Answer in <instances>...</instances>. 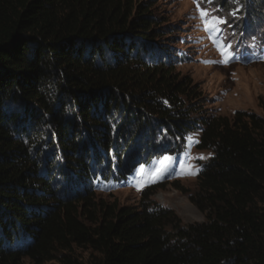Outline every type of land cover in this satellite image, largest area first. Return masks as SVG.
Wrapping results in <instances>:
<instances>
[{"label":"trees","instance_id":"1","mask_svg":"<svg viewBox=\"0 0 264 264\" xmlns=\"http://www.w3.org/2000/svg\"><path fill=\"white\" fill-rule=\"evenodd\" d=\"M152 8L0 0V264H84L78 249L96 264H264V118L190 120L191 80L144 58L163 37ZM153 125L176 140L201 129L213 156L190 200L205 222L153 205L157 186L138 207L97 201L93 168Z\"/></svg>","mask_w":264,"mask_h":264},{"label":"rangeland","instance_id":"2","mask_svg":"<svg viewBox=\"0 0 264 264\" xmlns=\"http://www.w3.org/2000/svg\"><path fill=\"white\" fill-rule=\"evenodd\" d=\"M144 1L153 4L152 12L163 34L156 40L155 54L144 58L149 62L159 57L171 61L176 74L191 80L196 95L185 99L186 110L196 107L198 111L190 114V120L200 123L218 116L232 119L237 112L264 118V4L254 7L259 15L254 19L248 14L250 9L253 12V0ZM197 4L227 23L221 24L217 33L205 32ZM213 40L231 45L230 50L225 48L231 56L227 63ZM153 128L156 131L149 139H137L134 135L135 141L129 143L131 147L123 161L116 158V151H111V161L104 160L93 168L92 187L97 201H118L122 207H138L143 191L157 186L149 202L173 210L184 225L205 222L206 213L190 200L198 192L199 173L213 156L211 150L198 147L201 129L176 140L156 125ZM165 156L172 160L164 161L167 171L156 178L164 167L160 162ZM76 252L84 264L99 261V256L88 249ZM25 264L31 263L25 261Z\"/></svg>","mask_w":264,"mask_h":264},{"label":"snow or ice","instance_id":"3","mask_svg":"<svg viewBox=\"0 0 264 264\" xmlns=\"http://www.w3.org/2000/svg\"><path fill=\"white\" fill-rule=\"evenodd\" d=\"M198 10L200 11V17L204 24V31L210 32V33H217L220 30V25L227 23L225 19H223L220 16H213L211 15L206 9L199 8V4H197ZM232 15H235V12L232 13ZM209 39H212V37H209ZM213 43H218L217 41L213 40ZM219 50L221 51L222 56L226 57V59L223 61L225 63L228 62V60L231 59L230 53L228 51H225V48L229 49L231 48V45H224L222 43H218ZM191 139V138H189ZM203 158V157H200ZM172 158L165 156L161 160V164L164 165V161H171ZM167 171V165H164V167L161 168L160 173H158L156 178H159L160 175L163 174V172ZM194 174V173H193ZM153 182H155V179H153Z\"/></svg>","mask_w":264,"mask_h":264}]
</instances>
